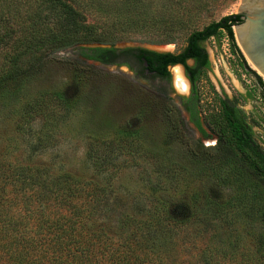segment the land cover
I'll return each instance as SVG.
<instances>
[{
  "label": "trees",
  "instance_id": "16d2710c",
  "mask_svg": "<svg viewBox=\"0 0 264 264\" xmlns=\"http://www.w3.org/2000/svg\"><path fill=\"white\" fill-rule=\"evenodd\" d=\"M151 1L0 0V109L19 113L15 128L31 133L32 151L51 146L57 128L71 112L80 111L91 139L86 158L95 173L120 168L124 162L118 163L120 157L138 154L150 166L152 178L145 180L153 197L149 205L136 202V207H126L107 182L55 173L46 164L4 160L0 162V264L223 263L227 254L211 245L217 238L214 220H227V212L235 207H198V194L189 207L181 197L171 196L168 187V182L183 176L191 182L215 176L218 168L235 170L248 200L260 206L250 207L249 217L260 227L258 234L250 233L259 246V254L250 261L264 264V152L240 109H233L227 99L219 100L220 111L208 120L218 142L204 147L189 138L182 105L172 103L163 87L151 92L139 83L134 85V114L118 123L102 112L105 99L98 88L102 72L80 59L57 55L73 46L94 44L88 48L92 52L88 59L125 66L135 79L146 81H170L169 66L182 65L193 83L186 110L194 126L204 132L196 109L197 84L210 67L204 44L224 32L235 48L232 27L242 20L229 14L190 32L177 53L141 47L117 50L114 46L123 33L158 21L149 9ZM167 26L162 20L165 36H169ZM166 41L173 43L174 38ZM127 53L138 60L135 71L117 61ZM55 62L71 68L69 86L33 90L45 68ZM260 87L264 94V82ZM110 95L113 99L121 94L112 90ZM205 241L211 244L200 251Z\"/></svg>",
  "mask_w": 264,
  "mask_h": 264
},
{
  "label": "rangeland",
  "instance_id": "374dc122",
  "mask_svg": "<svg viewBox=\"0 0 264 264\" xmlns=\"http://www.w3.org/2000/svg\"><path fill=\"white\" fill-rule=\"evenodd\" d=\"M150 3L151 14L161 23L158 24L155 20L149 27L141 28L134 33H123L126 35L118 40L116 48L141 47L157 52H180L190 32L200 30L223 16L236 13L242 4L241 0H184L179 4L168 0H152ZM162 20L168 23L165 30L169 36L163 35ZM170 38H174L173 43L166 41ZM235 45L233 48L224 32H220L218 38H210L205 42L210 67L203 72L197 84L200 109L209 120L220 111V99L234 101L248 123L254 140L264 152V96L260 87V83L264 81L243 57L236 41ZM77 47L79 46L65 49L57 55L80 59L102 72L104 77L101 75L98 80L99 93L105 99L102 112H107L118 123L128 120L134 114L136 84H142L151 92L163 87L168 99L179 107L189 94V83L186 91L177 89L175 67L168 69L170 81L138 80L125 66H106L84 61L77 52ZM188 65L191 66L192 61H188ZM71 75V68L63 62L50 63L40 79L33 84V90L65 88L71 82ZM112 90L121 95L112 99L110 97ZM18 114L12 109H0V162L18 160L29 164H46L50 165L55 173L66 171L95 183L107 182L111 185L113 194L123 200L122 203H125L126 207H136V202L149 205L153 200L152 196L149 197L150 187L145 180L147 176L152 178L149 174L150 166L138 154L120 157L118 163L124 161L120 168L99 175L95 173L86 158L87 145L91 139L88 128L82 125L84 116L80 111L71 112L66 122L57 128L51 146L34 152L30 147V143L34 142L31 133L28 134L23 127L21 131L15 128ZM182 115L187 121V116L184 113ZM36 127L35 124L34 129ZM185 129L189 133V138L199 140L204 147L216 145L212 138L202 139L192 123L187 122ZM109 138L111 137L104 139ZM183 178L168 182L170 184L168 187L170 195L181 197L187 206L190 207L192 197L198 194V207H235L227 212V220H214L217 238L213 244L209 241L202 242L199 250H206L211 244L219 252L227 254L228 259L218 264H252L250 258L259 254H257L259 246L250 233L258 234L260 227L257 222L250 219L249 213L252 212L250 207L260 206L248 200V191L240 183L237 172L218 168L215 176L202 177L196 182Z\"/></svg>",
  "mask_w": 264,
  "mask_h": 264
},
{
  "label": "water",
  "instance_id": "95a60500",
  "mask_svg": "<svg viewBox=\"0 0 264 264\" xmlns=\"http://www.w3.org/2000/svg\"><path fill=\"white\" fill-rule=\"evenodd\" d=\"M241 3L237 12L234 13L242 20L241 23L232 27L234 38L243 57L264 81V0H241ZM89 47L79 46L76 50L77 52L81 49L87 51ZM174 66L181 68L186 80L184 67L175 64L169 68Z\"/></svg>",
  "mask_w": 264,
  "mask_h": 264
},
{
  "label": "flooded vegetation",
  "instance_id": "af4514ba",
  "mask_svg": "<svg viewBox=\"0 0 264 264\" xmlns=\"http://www.w3.org/2000/svg\"><path fill=\"white\" fill-rule=\"evenodd\" d=\"M115 47V46H114ZM116 48V47H115ZM117 50H122V49H118V48H116ZM82 49L78 52L79 53V55L83 58V60L85 61V60H88V61H92L91 59H88V56L87 55H91L92 54V52L91 51H84V53H85V55L84 54H82ZM121 58H119L117 61H119V62H126L127 64H129L130 66H132V71H135V69H136V67H138L139 65H138V60H136V58L134 57V55H133V53H127L126 55H124V56H120ZM209 60V59H208ZM93 62V61H92ZM210 62V61H209ZM192 64H193V61H192ZM114 66H116V65H114ZM117 67H119V66H117ZM184 74H185V77H186V80L188 81H186L185 80V83H186V90H187V83H189V86H190V90H189V94H188V96L187 97H185L184 99H183V101H182V114L184 113L186 116H187V121L184 119V117H183V115H182V117H183V119H184V122H185V124L187 123V122H189V123H192L191 122V120H190V113L186 110V106H188L190 103L188 102V100H189V98H190V96H191V91H192V87H193V83H191V81H190V79L188 78V76H187V74H186V72H185V70H184ZM262 89V88H261ZM185 90V91H186ZM263 96H264V94H263ZM228 101H229V103H230V105L233 107V109L235 108H237V109H239L238 107H237V105H236V103L234 102V101H231L230 99H227ZM196 109H197V115H198V118H199V122H200V124H201V127H202V129H203V131L204 132H200L195 126H194V124L192 123V125L194 126V128L199 132V134H200V137L202 138V139H204V138H212V139H214L215 140V144H217V142H218V134L216 133V131L214 130V129H212V127H210L209 125H208V120L206 119V117H205V115H203V113H202V111H201V109H200V105H199V103H198V105H197V107H196ZM241 115H242V113H241ZM247 123V122H246ZM247 125H248V123H247ZM249 126V125H248ZM251 130V129H250Z\"/></svg>",
  "mask_w": 264,
  "mask_h": 264
},
{
  "label": "bare ground",
  "instance_id": "6f19581e",
  "mask_svg": "<svg viewBox=\"0 0 264 264\" xmlns=\"http://www.w3.org/2000/svg\"><path fill=\"white\" fill-rule=\"evenodd\" d=\"M175 67V68H174ZM174 67H172L171 69H175L174 70V72H175V76H176V80H177V78H179V82L182 84V85H185L186 86V84H185V79H184V77H183V74H182V70H181V68L179 67V66H174Z\"/></svg>",
  "mask_w": 264,
  "mask_h": 264
},
{
  "label": "clouds",
  "instance_id": "9594fccd",
  "mask_svg": "<svg viewBox=\"0 0 264 264\" xmlns=\"http://www.w3.org/2000/svg\"><path fill=\"white\" fill-rule=\"evenodd\" d=\"M176 87L178 90L180 91H185L186 90V86L185 85H182L180 82H179V78H177V84H176Z\"/></svg>",
  "mask_w": 264,
  "mask_h": 264
}]
</instances>
